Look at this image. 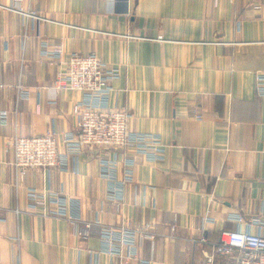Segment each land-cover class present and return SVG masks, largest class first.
<instances>
[{
	"label": "crops",
	"instance_id": "0c3cea01",
	"mask_svg": "<svg viewBox=\"0 0 264 264\" xmlns=\"http://www.w3.org/2000/svg\"><path fill=\"white\" fill-rule=\"evenodd\" d=\"M12 4L0 0V112H10L0 116V264H202L209 247L193 240L236 229L230 213H264V96L253 72L233 68L237 55H264L246 44L264 41V0H24L38 17ZM46 43L62 45L64 61L97 54L116 72L110 105L131 114L132 131L167 146L156 162L135 154L121 210L105 200L102 149L72 157L68 171L19 179L9 164L14 134L76 129L83 95L53 86L65 64L44 56ZM18 82L27 99H16ZM30 187L68 198L94 223L88 238L63 217L28 212ZM101 224L150 225L155 238L141 243V259L120 262L100 252Z\"/></svg>",
	"mask_w": 264,
	"mask_h": 264
},
{
	"label": "built area",
	"instance_id": "2783aa9c",
	"mask_svg": "<svg viewBox=\"0 0 264 264\" xmlns=\"http://www.w3.org/2000/svg\"><path fill=\"white\" fill-rule=\"evenodd\" d=\"M23 2L24 0H13L9 8L22 15L38 17L34 12L24 11L21 5ZM246 44L264 46V41ZM43 54L54 64H65V70L57 73L53 86L59 90H76L83 95L82 99L74 104L76 129L61 135L53 130L43 134H14L9 145L12 152L9 164L19 179L31 169L46 174L52 169L68 171L72 157H77L86 149H102L104 154L98 157V164L100 177L107 182L105 200L114 205L116 210H121L126 200V187L134 181L135 154L156 162L164 159L167 146L159 135L132 131L129 127L131 114L125 108L110 105L114 90L112 80L116 72L97 54L74 51L64 61L62 45L49 46L47 43L44 45ZM233 68L237 71L253 72L256 92L264 96V55H237L234 57ZM6 86L0 80V89ZM16 90L18 101L29 97L22 82L16 84ZM9 115L8 110L0 112L3 122L8 120ZM28 199V212L41 216L63 217L75 227L80 238H88L94 223H84L79 214L71 210L70 201L64 195L50 189L30 187ZM227 220L234 222L237 228L222 229L216 241L208 240L206 235L193 240L209 247L203 256L202 264H264V213H230ZM204 221L208 223L214 219L207 214ZM174 228L175 224L172 230ZM150 229V225L135 228L128 224H101L100 252L117 258L120 262L141 259V243L146 239L155 238Z\"/></svg>",
	"mask_w": 264,
	"mask_h": 264
},
{
	"label": "trees",
	"instance_id": "16d2710c",
	"mask_svg": "<svg viewBox=\"0 0 264 264\" xmlns=\"http://www.w3.org/2000/svg\"><path fill=\"white\" fill-rule=\"evenodd\" d=\"M219 239V236L217 237V239L216 240H218Z\"/></svg>",
	"mask_w": 264,
	"mask_h": 264
}]
</instances>
